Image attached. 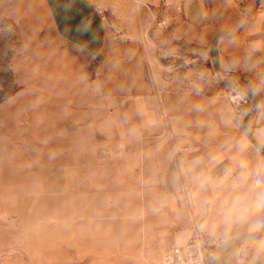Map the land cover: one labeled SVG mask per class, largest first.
Wrapping results in <instances>:
<instances>
[{"label": "crops", "instance_id": "crops-1", "mask_svg": "<svg viewBox=\"0 0 264 264\" xmlns=\"http://www.w3.org/2000/svg\"><path fill=\"white\" fill-rule=\"evenodd\" d=\"M214 13L211 0L25 5L23 53L60 88L43 98L34 143L19 147L29 177L20 165L2 188L28 217L31 240L45 234L35 246L45 264H150L198 231L209 234L213 262L220 250L219 264L259 263L240 254L251 241L264 253V132L248 127L236 95L184 87L158 58L163 47L207 40ZM154 19L160 31L144 37Z\"/></svg>", "mask_w": 264, "mask_h": 264}, {"label": "rangeland", "instance_id": "rangeland-1", "mask_svg": "<svg viewBox=\"0 0 264 264\" xmlns=\"http://www.w3.org/2000/svg\"><path fill=\"white\" fill-rule=\"evenodd\" d=\"M29 1L0 0V264H45L47 258L43 248L35 247L44 242L45 234H39L40 242L31 240L34 236L31 237L28 231V217L20 218L19 210L13 208V194L2 188L3 175L12 176L15 171L18 177L20 165L24 168L21 176L29 177L28 153L24 154L26 160L19 158V147L27 148L34 143L33 120H38L44 112L43 98L55 95L60 88L59 84H50L41 77L23 53L20 20ZM211 2L216 17L212 35L206 32L207 40L194 42L191 46L181 41L172 47H163L158 58L164 64L172 65L173 71L165 74L177 77L184 87L189 85L190 89L194 87L208 93L226 91L236 95L235 99L245 106L248 127L264 132V0ZM256 5L258 7L235 35L220 38V68H216L213 61L215 36L220 32L235 31ZM165 20L168 26L161 24L163 30L170 26L168 19ZM159 31L158 25H148L143 31L144 37L146 33ZM102 153L115 156L118 151L104 148ZM262 250L257 248L256 241H251L240 255L257 256L258 264H264ZM212 251L214 255L213 247ZM210 261L213 262L212 257ZM66 264H89V259ZM150 264H161V259Z\"/></svg>", "mask_w": 264, "mask_h": 264}, {"label": "built area", "instance_id": "built-area-1", "mask_svg": "<svg viewBox=\"0 0 264 264\" xmlns=\"http://www.w3.org/2000/svg\"><path fill=\"white\" fill-rule=\"evenodd\" d=\"M98 12L102 20L106 21L112 28L114 35L122 42L129 41L127 31L123 27H115L109 20L108 14L102 6H98ZM156 20H152L151 24H154ZM161 24L168 26L167 20H162ZM184 148H179V152H182ZM110 152H113L110 150ZM109 152V153H110ZM213 256L212 244L209 240V234L203 231L193 233L188 240L177 246H174L164 252L161 258V264H213L210 258Z\"/></svg>", "mask_w": 264, "mask_h": 264}, {"label": "water", "instance_id": "water-1", "mask_svg": "<svg viewBox=\"0 0 264 264\" xmlns=\"http://www.w3.org/2000/svg\"><path fill=\"white\" fill-rule=\"evenodd\" d=\"M258 7V5H256L253 10H251L245 20L241 23V25L233 32H220L218 33L215 38H214V42H213V56H214V64L216 66V68H220V64H219V40L221 37L223 36H233L235 35L240 29L241 27L244 25L245 21H247L250 17V15L252 14V12L254 11V9H256ZM252 138V137H251ZM248 237V236H246ZM219 254H220V250L216 252L215 258H214V262L213 264H219Z\"/></svg>", "mask_w": 264, "mask_h": 264}]
</instances>
